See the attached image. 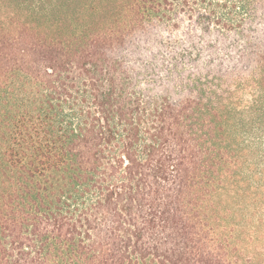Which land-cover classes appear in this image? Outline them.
<instances>
[{"label":"trees","instance_id":"trees-1","mask_svg":"<svg viewBox=\"0 0 264 264\" xmlns=\"http://www.w3.org/2000/svg\"><path fill=\"white\" fill-rule=\"evenodd\" d=\"M0 264H264V0H0Z\"/></svg>","mask_w":264,"mask_h":264}]
</instances>
